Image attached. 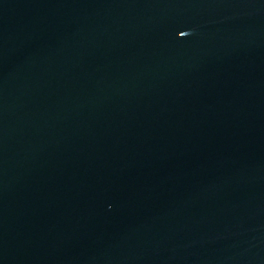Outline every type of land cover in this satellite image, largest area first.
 Here are the masks:
<instances>
[{
    "label": "water",
    "instance_id": "water-1",
    "mask_svg": "<svg viewBox=\"0 0 264 264\" xmlns=\"http://www.w3.org/2000/svg\"><path fill=\"white\" fill-rule=\"evenodd\" d=\"M0 264H264V0H0Z\"/></svg>",
    "mask_w": 264,
    "mask_h": 264
}]
</instances>
